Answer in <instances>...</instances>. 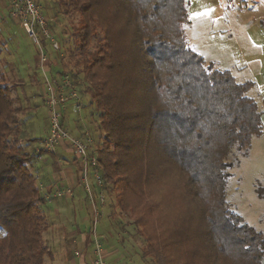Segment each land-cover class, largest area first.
<instances>
[{"label":"trees","instance_id":"trees-1","mask_svg":"<svg viewBox=\"0 0 264 264\" xmlns=\"http://www.w3.org/2000/svg\"><path fill=\"white\" fill-rule=\"evenodd\" d=\"M53 4L63 16L76 17L64 35L71 43L68 63L79 69L71 73L60 64L59 73L68 76L78 97H88L98 117L95 126L79 129V137L67 129L90 142L96 134L92 152L103 179L98 196L104 188L114 192L119 212L135 216L139 206L149 204L147 180L156 178L158 156L175 166L176 190L193 203V210L178 212L176 244L164 243L167 236L154 225L145 237L147 214L133 217L144 239V264H263L264 233L227 202L234 166L229 157L235 151L238 163V153L247 155L252 138L262 134L260 112L246 94L251 83L237 82L229 70L214 67L187 44L185 0ZM40 10L53 35V23ZM54 64L49 59L47 68ZM6 79L0 71V264H43L51 256L42 243L44 203L55 185L42 192L31 172L36 153L25 140L27 110L11 93L17 83Z\"/></svg>","mask_w":264,"mask_h":264},{"label":"rangeland","instance_id":"rangeland-1","mask_svg":"<svg viewBox=\"0 0 264 264\" xmlns=\"http://www.w3.org/2000/svg\"><path fill=\"white\" fill-rule=\"evenodd\" d=\"M36 1L53 23L55 31L53 35L57 36L59 47V51H52L49 43L42 39L47 61L54 59L56 63L47 68L46 75L48 76L50 72L60 74V64L71 73L77 71L79 67L73 62L68 63L70 59L66 48L70 47L71 43L64 35L65 31L69 34L70 27L75 26L76 17L70 19L58 13L57 7L53 4L54 0ZM10 2L11 0H0V71L4 72L8 84L17 83V87L13 83L11 93L20 98L22 106L27 110L24 115L27 125L25 140L29 148L34 146L36 153V162L31 172L37 176L42 192L45 193L46 185H55L54 191L48 196L49 201L44 203L47 229L43 233L42 243L51 251V256L46 257L43 264H77V257L81 255L88 256L89 263L93 264L96 242L107 264L147 263L148 260H143L141 256V247L144 246L142 236L149 237L154 230L151 226L154 225L156 232L168 237L162 239L164 243L176 244V240H179V226L176 225L179 222L178 212L191 207L193 210V203L185 198L186 201L176 190L175 166L157 156L156 165L159 168L154 173L156 178L152 181L147 180L149 204L143 203L142 208L139 206L137 213L134 214L136 217L142 212L148 215H145V221L148 219L145 223L147 232L133 224L135 216L129 217L119 212L114 192L110 194L104 188L103 199L99 198L94 176L89 172L85 174V180L94 196H97V211H92L81 182L84 166L79 157L65 142V145L64 143L54 145L53 150L48 149L52 144L47 139L48 111L42 84L44 83L42 65L47 66V62L38 63L40 48L17 20L9 15L7 5L9 6ZM185 3L189 18L184 27L190 48L203 56L207 62L213 63L214 67L229 70L237 82L251 83L246 94L256 102L260 112L262 134L252 138L247 155L239 156L238 153V163L235 161L237 153L234 151L233 155H230L229 159L234 162V166L230 169L231 175L227 183V202L245 222L264 233V0H185ZM197 13L200 15H196ZM60 40L63 44H60ZM76 90L79 91V88ZM81 96L74 100L73 103L77 107L68 117L66 111L69 110L67 107L69 104H65L66 110L63 108V123L66 129L69 120L73 126L78 120L82 131L96 125L98 117L92 108L83 110L80 114L81 119H77L82 100L90 107L88 97ZM69 129L73 136L79 135L75 134L74 127L70 126ZM94 136L92 135V142L86 140L90 153L95 151L97 139ZM58 149H66L68 153L61 156ZM68 165H77V170L79 169L76 184L66 185L61 182L66 181L61 173ZM72 199L74 204L71 202ZM151 203L155 204V209H150ZM89 214L87 222H83V217ZM94 217L96 222L93 220ZM77 228L88 241L85 245L88 250L84 253L83 249L79 248L80 245L78 246L80 232H76ZM137 229L142 231V236ZM105 251L111 255L103 256L102 253Z\"/></svg>","mask_w":264,"mask_h":264},{"label":"built area","instance_id":"built-area-1","mask_svg":"<svg viewBox=\"0 0 264 264\" xmlns=\"http://www.w3.org/2000/svg\"><path fill=\"white\" fill-rule=\"evenodd\" d=\"M9 15L13 19L17 20V22L25 29L27 35L32 37L35 44L40 48L38 54L40 60L39 62L46 63L47 57L43 51L42 39L49 43L53 51H57L59 47L57 40L49 31L48 25L40 10V7L34 2V0H11L9 4ZM42 66V74L44 76L45 83L44 93L46 95V107L48 111L49 122L47 139L52 144L48 149L53 150L54 145L64 142L71 146L84 166L81 182L83 189L88 195L92 211L95 212L97 211L96 201L94 194L90 189V185L85 180V174L90 172L91 175L94 176V184L96 187L103 186V180L97 165V158L93 153H90L87 150L88 148L86 140L90 141V139L87 137L86 139L82 140L81 138L71 136L68 130L63 126L62 121V112L63 108L65 109V104H68L70 101L77 100L78 94L73 88L72 82L67 75L62 76L61 74H48L47 76V66ZM74 105L73 110L75 107H77L76 104ZM67 191L69 192V189H67ZM99 198L103 199V195L100 194ZM95 220L96 219L94 217V221ZM95 246L93 264H107L101 256L100 246L97 244V242Z\"/></svg>","mask_w":264,"mask_h":264},{"label":"crops","instance_id":"crops-1","mask_svg":"<svg viewBox=\"0 0 264 264\" xmlns=\"http://www.w3.org/2000/svg\"><path fill=\"white\" fill-rule=\"evenodd\" d=\"M9 6L7 5V8H8ZM82 100V99H81ZM74 101H70L68 104L69 105H67V107H69V110H67L66 111V116L68 117L69 116V114L71 113V112H74V110H73V105H74V103H73ZM81 104H82V106L80 107V109H79V111L77 112V114H78V118L77 119H81L80 118V114H81V112L83 111V110H86L87 108L89 109V107L84 103V101L82 100V102H80ZM66 107V108H67ZM66 110V109H65ZM70 126H72V127H74V129H75V134H78V132L80 131L79 129H80V126H79V123H78V120H76L75 121V124H74V126L72 125V122L69 120V122H68V128L70 127ZM64 145H65V143H64ZM63 145V146H64ZM62 146V147H63ZM58 151H59V153L60 154H62L61 156H65V154L66 153H68V151L66 150V149H58ZM77 165H74V166H70V165H68V167H65L64 168V170H63V172L61 173L63 176H64V179L66 180L65 182L64 181H61V182H63L64 184H76L75 182H76V179H77ZM75 188V187H74ZM76 189H77V186H76V188L74 189L75 190V192H76ZM79 189H80V191L81 192H83L82 191V189L79 187ZM74 200L72 199L71 200V202L74 204V202H73ZM87 205V204H86ZM86 208L90 211V208H88V205L86 206ZM89 219V215L88 216H85V217H83V222H87V220ZM76 232H80V230H79V228H77V230H76ZM77 241H78V246L80 245V249H83V253L85 252V251H87L88 249L85 247V245H86V243L88 242L87 240H86V237L82 234V232H80L79 233V237H78V239H77ZM102 251V250H101ZM112 253V252H111ZM103 254V256H105V257H108V256H110L111 254H110V252H108V251H105V253H102ZM77 259H78V261H77V264H90L89 263V257L88 256H84V257H82V255L81 256H78L77 257ZM108 264H110V263H108Z\"/></svg>","mask_w":264,"mask_h":264},{"label":"snow or ice","instance_id":"snow-or-ice-1","mask_svg":"<svg viewBox=\"0 0 264 264\" xmlns=\"http://www.w3.org/2000/svg\"><path fill=\"white\" fill-rule=\"evenodd\" d=\"M196 15H200L199 13H197Z\"/></svg>","mask_w":264,"mask_h":264}]
</instances>
